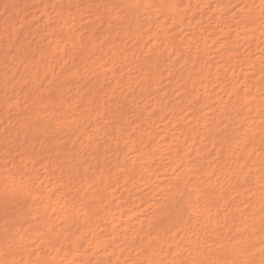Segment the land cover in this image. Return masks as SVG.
<instances>
[{
  "label": "bare ground",
  "instance_id": "bare-ground-1",
  "mask_svg": "<svg viewBox=\"0 0 264 264\" xmlns=\"http://www.w3.org/2000/svg\"><path fill=\"white\" fill-rule=\"evenodd\" d=\"M43 1L40 11L46 18L39 23V27L42 28V36H46L40 39L41 43L40 40L35 43V25L25 27L27 20L31 21L30 14L33 13L27 15V20L19 23L20 26L14 21V15L19 11L17 8L18 11L12 10L11 22L0 16V35L7 37L1 40L0 50L7 47L6 49L18 51L11 56L3 54L0 60L1 67L4 65V71L6 70L4 74L0 73V89L5 90V93L0 91V131L3 132L0 137V198L9 197L12 201L6 205L0 204V211L3 210L0 213V264L30 262V249L25 247V243L35 238V228L40 230L46 244L57 245L56 250L41 257L40 264H60L65 256H68L66 260L74 263L73 256L76 254L72 255V252L78 250L81 236L85 232L92 235L87 242L88 246L104 248V251L110 252L108 257L120 252L116 259L120 258L122 249H118L115 243L107 242L103 236L90 233L89 223L105 218L113 208L112 199L110 197L108 200L109 196L103 186L118 184L119 174L125 176L126 183L130 182L141 174V166L148 164L158 153L170 154L169 159L175 162L172 165L175 166L173 173L180 166L182 169L164 181L165 186L157 193H162L161 196L152 203L155 207L153 215L142 221H146V226L141 234H129L128 227L118 223L127 215L126 208L119 201L122 207L117 212L118 221L114 219L112 223H107V227H111L112 232L117 226H123V241H129L130 247L136 245L138 255L135 262L128 263L135 251L129 250L119 264H264V189L258 192L252 186L253 183L264 184V97L259 99L257 94L248 95L254 92L255 82L259 80H248L250 73L242 68V61L249 58L250 62L247 64L252 65L257 76L261 75L258 79L264 76L262 65L256 68L257 60L264 58V0H242L246 11L241 9L244 12L240 16L232 12L234 8L240 9L238 0H219V3L214 4L210 13L217 14L218 19L223 20L228 16L235 18L238 28L234 36L244 56L236 53V47L226 50L227 59H224L226 51L221 52L220 56L223 58L220 59H224L221 60L223 63L219 61L217 66L211 65V69L216 68L210 73V76L213 75L211 78L207 74L211 70L207 71L211 53L208 56L207 50L210 42L213 46L220 38L216 37V32H207L200 27L205 22L209 23L210 16L205 19L200 16L202 19H199L196 15L198 11L203 12V15L207 14L203 10L211 3L210 0H113L112 7L106 10L105 5H102L104 3L95 2L101 8L100 16L107 18L110 24L108 27L114 29L115 36L120 40L117 45L98 44L100 40L96 42V38L85 39L73 26L75 21L72 17L77 15L76 11L62 2L57 6L51 0ZM5 2L4 5L0 3V9L8 10V0ZM68 2L66 3L69 4ZM232 2H236L233 7ZM255 4L257 5L254 6ZM52 13L55 16L54 24L50 21ZM22 29H25L24 34ZM188 29L200 31L199 35H203L204 41L201 38L197 41L191 36L187 37L184 30ZM114 33L111 31L112 35ZM232 36L230 32V37ZM130 41L133 42L134 49L127 46ZM225 44L223 41L219 45L224 47ZM184 45L195 48V54H185ZM81 52L84 56L83 60L79 57L82 63L76 65ZM160 58L163 63L158 62ZM230 62L233 64L228 67ZM129 63L137 67L135 70L139 74L132 69L134 73L130 72L129 67L126 69L125 66ZM122 66L127 72L121 71L120 74L117 68L122 69ZM183 67L188 71H183ZM225 67H228L230 77L239 76L246 82V85L239 84V80L228 83L229 92L235 95L239 91L240 97L235 100L238 99L243 110L248 104L257 108L255 121L245 122L254 111L251 107L250 110H242L240 118H236L238 114L234 116L233 113H225L228 123L223 126L215 117L212 123L201 114V110L212 103L210 99L216 98L212 79L226 78L227 74L223 73ZM93 68L98 69L96 74H93ZM174 78L176 80L170 83ZM198 79L200 85L194 90ZM243 85L245 88L240 92ZM74 86L77 92L70 94L69 91ZM173 87H177L174 90L178 92V96L185 95L188 100L191 99L188 107L191 109L187 115L191 117L193 124L190 127L185 128L179 124L181 118H186L185 115L181 116L184 110L169 104L175 93ZM14 88H18V91L15 92ZM149 89H155L159 96H155L153 100L147 99L150 97ZM7 91H11V95ZM142 92L148 93L144 99H140L144 95ZM255 92L257 93L256 90ZM22 98L28 99V104L32 105L26 106V103V107L23 104L22 107ZM117 99H123L124 105H130L128 108L142 116L140 121L143 123L145 120L143 124H147L146 127L135 121H126L128 125L124 130L121 128L125 125L120 122L121 128L119 125L116 127L117 121L122 119L119 120L115 115L118 120L112 117V121L110 114L113 106L118 104ZM35 100L38 102L36 109ZM144 104L151 109L146 111ZM157 108L158 111H155ZM12 110L18 114L13 130L10 124L14 121L10 120L12 117L9 115ZM35 117H41L38 124ZM151 118H155L154 122L149 123ZM137 120L139 121V116ZM204 121L208 137H202L201 143L206 147L212 146L214 155L212 151L203 152L197 146L200 138L196 127L200 128V122ZM157 122H162L161 131H156L155 125H151ZM101 125L105 128H101ZM176 129H182L177 132L178 135L174 132ZM161 133L164 135L160 136ZM38 134L52 138L49 142L55 145L54 149L49 144L51 153L46 158L52 157V150H56L55 156H68L71 163L78 165L76 177L71 166L74 174H70L67 169L66 181L59 187H56L59 184L51 187L50 183L39 181V188L35 190L28 175L35 166V156L31 157L30 153L35 151L31 150L35 147V136ZM108 134L114 135H110L111 141ZM210 134L212 138L209 137ZM55 136L60 138L56 141ZM231 138L235 139L237 146H241L239 152L231 148ZM163 139H169V142L163 144L166 152L161 146ZM17 146L22 150V153H18L19 159L12 153V148ZM173 147L177 149L170 150ZM111 150L114 152L110 153L108 161L105 155ZM2 154L4 157H1ZM241 154H244L243 158L240 157ZM208 157L207 167L199 166ZM233 158L235 160L228 161ZM219 161L221 166L215 164ZM55 163L53 158L47 160L44 173L51 174V171H55L58 168ZM252 170L254 174L251 179L254 182L247 179ZM204 174L210 175L212 180L208 186L200 188ZM174 178L180 179L177 185L173 183ZM218 179L223 185L211 188V185H217ZM77 180L76 185L80 189L73 192L72 186ZM225 186L227 187L224 188ZM245 187L247 188L244 189ZM250 189L255 191L256 197L251 195L250 198H253L260 211L248 213V207L244 210L243 217L239 213L243 209L239 207L247 204L246 193ZM235 196L239 197L238 202L232 203L231 199ZM91 200L93 201L90 202ZM83 206H87V209L83 210ZM219 207L225 213L223 216L218 214L221 210ZM235 208L238 209L234 211ZM4 211L7 213L4 214ZM217 228L224 229L226 233L242 230L247 234H239L233 238L236 241L231 243V239H227L223 232H215ZM28 230L29 234L26 233ZM208 236L214 237L211 239L215 240L212 242L214 250L206 249L205 241ZM138 239L142 243L140 246L136 243ZM111 245L113 248H110ZM70 248L74 250L69 251ZM208 255L212 256L211 263L205 262ZM116 259L107 260V264H117Z\"/></svg>",
  "mask_w": 264,
  "mask_h": 264
},
{
  "label": "rangeland",
  "instance_id": "rangeland-1",
  "mask_svg": "<svg viewBox=\"0 0 264 264\" xmlns=\"http://www.w3.org/2000/svg\"><path fill=\"white\" fill-rule=\"evenodd\" d=\"M0 1H2V2H0L2 5H4L6 3L5 2L6 0H0ZM51 1L54 4H56L57 6L60 5V3L62 2V4H64L66 7L68 6V8L70 7L73 11H76L77 12V15L75 17H72V20H74L75 23H73L74 21H72V23H73V26L75 27L74 29H76L77 32L82 33L81 35L83 37L85 36L84 37L85 39H91V40L94 39L95 40V38H96L97 39L96 42H98L100 40V42H98V44H101L102 43L103 45H109V44H113V45L116 44L117 45L119 43L120 40L118 39V37L115 36L116 33H114V29H112L111 27H108V26H110V24H109V21L107 20V18L102 17V15L100 16L101 8H98L95 5V2H97V3H104L102 5H105V8L104 7L103 8H104V10H106L107 8L109 9V7L110 8L112 7V4H113L112 1L113 0H111V1L110 0H102V1L101 0H67V1H69L68 3L70 4V6H69V4L66 3L67 2L66 0H59V1L58 0H51ZM218 1L219 0H210L211 3L208 6H206L205 10H203V11H205L204 13H207V14H204L203 15V12H200V11H198L196 13V15H198L197 18H199V19H202V18H200V16H203L204 19L210 16L209 19H211V20L208 19L209 20V23L208 22H205L200 27H201V29H204L207 32L208 31H212L213 33L216 32V37L217 38H220V41L217 42L213 46H212L211 42L209 43V46H208L209 48L207 50L208 51V56H209V53H211V54L209 56L210 57V61L207 62V67H208L207 68V71L209 69H211L210 68L211 65L217 66L219 64L218 63L219 61L224 60V59H227V57H228V51H226V50H228L230 48L236 47L237 51L239 52V53L238 52H236V53L238 55L244 56L242 50L238 48L239 44L237 43L236 38L234 36L235 33H236V29L238 28V25L234 21L235 18L232 19L230 16H228L225 19L220 20V19L217 18L218 17L217 14H213L212 13L213 14L212 15L210 13L212 11L211 9H213L214 4H216V2H218ZM241 1L242 0H238V4H240L239 5L240 9L239 8H234L235 10L232 11L233 13L236 12L237 13V16H240V15L243 14L244 11H242L241 9H243V10L246 9L245 7H243V5H245V2L242 3ZM7 3H8V10L10 11V13H9L8 10H4L2 8L0 9V12H1L0 13V16L3 17V19L6 18L7 22H9V21L11 22V19H12L11 13L13 11H18V10L20 11L21 10L20 12L18 11V14H15L14 15V21L18 23V26H20V24H22V21H24V19H26L27 15H29L30 13H33V14H30V15H32L31 21H28L26 19L28 23L26 24L25 27L28 28L29 25H32V27L35 25L34 26L35 27V30H37V32H35V43H39V40L41 38L43 39V37L46 36V34H45V36H42V34H41L42 33V28L39 27V25H40L39 23L43 22L44 19L46 18V16L42 14L43 12L40 11L42 9V6H43L44 1L43 0H8ZM192 3L194 4L193 1H192ZM235 4H236V2H234V3L232 2L231 7H233ZM256 5L257 4H255L254 6H256ZM90 6H92V7L90 8ZM5 11H8V12H5ZM88 11H90V12H88ZM21 13L24 14V18H23V15H21ZM98 13H99V15H98ZM200 14H202V15H200ZM51 16H52V19L50 20L51 21V24H54V22H53V19H55L54 13H52ZM98 16H99V18L97 19ZM80 17H81L82 20L80 19ZM84 17H85L86 20L84 19ZM26 20H25V22H26ZM236 20H238V17H236ZM80 21H82V22H80ZM86 21H88V23H90L91 21L92 22H91V24H88ZM99 21H101L100 23H102V25L99 24ZM107 22H108L109 25L106 24ZM86 23H87V25H86ZM80 25H82V26L80 27ZM90 25H92V26H90ZM98 25H100V26H98ZM93 26H94V28H93ZM116 27L120 28L119 25H117ZM21 31H23L22 33L24 34L25 29H22ZM111 31H112V34L114 33V35L111 34ZM184 31L187 33V37H190L191 36L193 39L195 38L197 41L199 40V38H201L202 39L201 41L202 42L204 41L203 35H199L200 31H193V30H189V29L188 30H184ZM104 32H105V34H104ZM230 32L233 34L232 37H230ZM107 33H108L109 37H108ZM39 34L42 37H40ZM102 34L105 35V36H102ZM5 35H7V33ZM4 37L7 38L4 35L3 36L0 35V42H1V40H5ZM87 37H90V38H87ZM112 38H115V39H112ZM41 40H40V43H41ZM101 40H102V42H101ZM223 41L226 43L224 45V47H222V46L219 45ZM103 42H105V43H103ZM130 43H131V46H129ZM127 46L129 48L130 47L133 48V42L130 41L127 44ZM185 47H186L185 54H188V55L195 54V48H193V47H187V46H185ZM6 48L7 47H5L4 49L0 50V60H1L3 54H5V55L7 54V55L11 56V54L12 55H13V53L14 54H17V52H18L16 49H11L10 50V49H6ZM3 51L6 52V53H4ZM225 51H226V53L224 54V59H220V58H223V56H220L221 55V52L224 53ZM102 55H105V53H102ZM80 56L82 58L81 60H83V57L84 56H83V53L82 52L77 57V61L75 63L76 65H81V63H82L81 60H80V58H79ZM217 56H218V58H217ZM104 60H106V58ZM159 60L160 61H158V62L163 63V61H162L161 58ZM102 62H103V64H105L104 61H102ZM167 62L168 61L166 60V63ZM249 62H250L249 58L248 59L246 58V60H243L242 61V63H244L243 66H242V68L245 70V72L250 73L249 76H248V80H255V81L256 80L257 81L259 80V81L258 82H255L256 87L252 90L254 92L256 90L257 93L256 92L255 93L254 92L253 93L250 92V93H248V95L257 94L259 96V99H261V98L264 97V76L262 77V79H260V78L258 79V77H261V75L260 76L259 75L258 76L256 75V71H254V69L252 68V65L247 64ZM257 62H258V64L256 65L257 66L256 68H259L260 67V64H261L262 65L261 68H262V70L264 72V58L260 59L259 61L257 60ZM232 64L233 63L230 62L227 66L230 67ZM221 65H223V64H221ZM3 67L5 68L4 65H3ZM3 67H1V65H0V73H2V74H4L5 71H6V70L4 71V68ZM96 67H98V66H96ZM125 67H127L126 69H128V67H129L130 69H128V70L130 72H132V73H134V71H132V70H135V68H137L133 64L131 66V63H129ZM228 67L223 68V69H225L223 71V73L224 74H227L226 78H228V79H226L225 77H222L219 80H217V77H215V78L212 79L214 81L213 85L215 86L214 93L216 95V98H213L212 97L210 99V101L212 103H210L206 108H204V109L201 110V114L202 115H205V117H206L205 119L207 121H209V122L212 121V123H214L213 122V119H214L213 117H215L218 122H221L222 123L221 124L222 126L223 125H226L228 123L227 122V117L228 116L225 113H228V114H230V113L232 114L233 113L234 116L238 114V116H236V118H240V117H242V113L241 112L243 110L241 108V104H238V102H237L238 99L235 100V98L240 97L239 96V93H238L239 91L235 95H233L234 93H230L229 92L230 85H228V83L231 84L234 81L239 80L240 81L239 84L246 85V82H244V79H240L239 76L230 77L229 72L227 70ZM118 68H117V71L119 70V73L120 74H122V72L123 73L124 72L125 73L127 72V71H124V69H123L124 66H122V69H121V67H120V69H118ZM6 69H8V67ZM189 69H191V68H189ZM182 70L183 71H188L186 67H183ZM215 70H216V68L215 69H211V70H209L207 72L208 78H211L213 76V75L210 76V73L211 72H214ZM93 71H94L93 74H96V72L98 71V69L95 70L93 68ZM135 71L137 72L138 70H135ZM136 74H139V73L137 72ZM201 77L199 78L200 80L202 79ZM199 79H198V81H195V88H194V90H196L197 87H198V85H200L199 84ZM175 80H176V78H174L172 81H170V83H173ZM239 84H237V85H239ZM244 85L242 86L240 92L245 88ZM153 87H155V85H153ZM176 88L177 87H173V90L174 89L176 90ZM14 89H15V92H16V90L18 91V88H14ZM2 90H3V93H5V90L3 88L0 89L1 92H2ZM175 90L173 92H175ZM10 92L8 93V91H7L6 93H8V94L11 95L12 92L11 93ZM75 92H77V88H75V86H74L73 89L71 91H69V93L70 94H72V93L74 94ZM200 92H201V90H200ZM142 93L144 94V92H142ZM148 93L150 94V97L147 98V99H151V100H153L154 97L158 95V93L155 91V89H153V90L152 89H149V92ZM148 93L147 94H144L140 99H144L145 96L148 95ZM177 93L178 92L176 91L173 94V96L170 98L169 104H171V105L174 104L178 108H182V111L184 110L181 116L185 115L186 118H181L180 121H179V124H182V126L185 127V128L186 127H190L193 124L191 122V117L190 116H187V115H188L189 110L191 109V108H188L190 106V104H191V99L188 100V97H186L185 95L178 96ZM35 94L37 95V91H35ZM171 94H172V91H171L170 95ZM10 95H8V96H10ZM25 100H26L25 98H22L20 104L21 105L23 104L24 106H25L26 103H27L26 106L32 105L31 103L28 104V102H27L28 99L26 101ZM118 100L119 99L116 100L118 102V104L115 105V106H113V112H112V114H110V116L112 115L111 118L112 117H115L116 118V121L118 119L119 120L122 119V121H117L118 124L116 125V127L119 125V128H121V125L120 124H123V126L124 125L125 126H124V128H121V130H124L125 127L127 128V125H128V124H126L127 122L130 123V121L131 122H134L135 121V123H138V122L139 123H142L140 121L141 118H142V116L138 115L134 111V109H132L130 107H129L130 108L129 109L128 106H130V105H127V106L124 105V102H122V101H124L123 99H122V101H118ZM36 103H38V102L35 100V109L37 108L36 105H38ZM110 103H112V101ZM23 105H22V107H24ZM118 106H120V107H118ZM125 106L127 108H125ZM115 107H117L118 109H115ZM145 107H147V105H145ZM250 107H251V109H254V111L251 112L248 115V116H251V117H249V119H247L245 122H248L249 120L255 121L257 119V117H256V114H257L256 113V109L257 108H255V106L253 107L250 104H248L247 106H245V109L244 110H250ZM150 109L151 108L148 106L146 108V111L147 110H150ZM155 111H158V108L155 109ZM120 113H121V115H120ZM117 114H119V115H117ZM9 115L12 117V118H10V120L11 121H14V122H12L10 124V127L13 130V128L15 127L16 120L18 119V117H17L18 114H17V112L15 110H12V111L9 112ZM115 115L118 117V119H117V117ZM110 116H109V118H110ZM138 116H139V121L137 120L138 119ZM111 118H110V120H111ZM154 119L155 118H151L150 119V122L149 121H147V122H149V123L154 122L153 121ZM40 120H41V117H39V118H36L35 117V122L37 124H38V122H40ZM123 120H124V122H123ZM112 121H113V118H112ZM119 122H120V124H119ZM144 122H146V121L144 120L143 123ZM143 123H142V126L143 127H146L147 124L144 126ZM12 124H14V125L11 126ZM161 124H162V122H157V123L151 124V125H155L154 127H155L156 131H159V130L161 131V129L163 127ZM199 127L200 128L196 127L197 128L198 137L200 138L197 141V143H198L197 146H199L203 152H208L209 150L212 151L213 152V155H214L215 154V151L213 150L212 146L208 145L206 147V146H204L201 143V138L202 137L203 138L208 137V135L205 134V130H206L205 121L204 122H200ZM101 128H105V127H103L101 125ZM115 129L113 128L114 131H116ZM139 130H140V128L138 129V131ZM180 130H182V129H180ZM180 130L179 129H176V130H174V132L177 134V132L180 131ZM108 132H109V130H108ZM110 135H109V138H110V141H111V139H112L111 136H114V135H111V136ZM162 135H164V133H161L160 134V136H162ZM2 136H3V132L0 131V137H2ZM55 137H56V141H57V138L59 136L58 137L55 136ZM55 137H53V139H55ZM209 137L212 138L211 134L209 135ZM46 140H48V141H46ZM51 140H52V138H45L42 134H38V136H35V147L32 148L33 150H31V151H34V150L35 151L33 153L32 152L30 153V156L31 157H34L35 156L34 157L35 158V166H34V169H32V172L28 175L29 178H30V180H31V183L35 187V190L39 188V183H38L39 181H43L44 184L50 183L51 184V187H53L55 184H59V185L56 186V187H59L60 184L63 183V181L64 182L66 181L65 171L67 169H69L67 171L71 172L70 174H72L78 168V165L73 164V162L72 163L70 162V159H69L68 156L67 157H64V158L59 157V156H55L54 154H55L56 150H52L53 151L52 152V157H50V158H53L56 161L57 164L56 163L55 164H56V166L58 168L55 171H51V174H45L44 173V170H45V167L44 166H45L47 160L50 159V158H46V156H48L51 153V151L49 150V144H50V146L52 145L51 142H49ZM105 140L107 141V144H109L108 139L106 138ZM234 140H235L234 138H231L230 141H231L232 144L230 146H232L231 147L232 149H235V150H237V152H239L241 146H237L236 145V142H234ZM167 142H169V139H163L162 140V144H161V146L165 149V152H166V147L163 144L164 143L166 144ZM53 145H52V147H54V149H55V145L54 146ZM233 146H235V148H233ZM15 148L14 147L12 148V153H13V155H17V158L19 159V154L18 153H22V150L20 149L21 147L20 146H17ZM18 149H20V150H18ZM176 149H177V147H173L170 150H176ZM113 152L111 150V152L108 151L106 153L105 156L107 157V160L108 161H109L108 156L111 155L110 153H113ZM169 156H170V154H163V155H161L160 153H158L148 164L146 163V165L141 166V169H140V173L141 174L140 175H136L134 178H132V180L130 182H127L126 183L124 181V177L125 176H123L122 174H119V175H117L119 177L118 184L114 183V184L104 185L103 186V189L106 191V193L109 196L108 200H110V197L112 199L113 208L111 209V211H109L107 213V216H105V218L103 217L100 220H95L94 219V218H96V216H95L93 218V220H95V221H92L90 223L88 221L87 223L90 224V227L88 229H89L90 233L99 234V235L103 236V238L106 239L107 242H109V243H115L118 246V249H122L120 258L116 259L118 257V255H119L120 252L119 253L117 252L118 255H115V256L111 255V256L108 257L107 254L110 253V252L109 251H104L103 250L104 248H97V247L96 248H93L92 245H89L88 246L87 245V242H89V240H90L89 238H91L92 235H88V232H85L81 236V240L79 242V248H78V250L72 252V255L73 254H76V255L73 256V258L75 259V262L74 263L69 262L68 260H66V258L68 256H65V257H63V260L60 262V264H75V263H80V264H88V263H90V264H107V260H113V259H116L117 264H119L121 262L120 260H122L123 258H125V254L129 250H135V251L131 254L132 259L129 260L128 263L135 262L137 260V258H138L137 251L135 249L136 248V245H134L133 247H130V246H128L129 243H130L129 241H128V243H125L123 241L122 238H123V235L125 234V231L122 228H123V226H127L128 227L129 234H133L134 233L136 235H139L138 233L141 234L142 231L144 230V228L146 226V221L145 222H142V221L153 215L154 208L155 207L152 206V203L155 202V198L161 196L162 193L161 194H157V193L162 189L163 186H165L164 181L166 182L167 179H169L175 173H179L181 171V169H182V166H180V168L175 173H173V168L175 166H172V165H175V162H172L169 159ZM1 157H4L3 154H2ZM240 157L243 158L244 157V154H241ZM142 160H144V159H142ZM232 160H235V158L229 159L228 161H232ZM144 162H145V160H144ZM208 162H209V157L207 159H203V162L200 163L199 166L207 167ZM219 163H220V161L218 163H215V164H218V165L221 166L222 163H220V164ZM71 166L74 169V171L71 170L72 169ZM111 167H113V166H111ZM74 173H75V177H76L77 171H75ZM216 173H218L217 170H216ZM228 174H234V173H228ZM253 174H254V171L252 170L251 175H249V177L247 178V179H249L250 182H254V179L253 178L251 179V177H252ZM150 178L152 180H149ZM59 179H60V182H59ZM227 179H229V178H227ZM175 180L176 179L174 178L173 179V183L175 185H177L178 182L180 181V179H177L176 181ZM211 180H212V178H211L210 175L204 174L203 177H202V179H201V186H200V188H203L205 186H208V184L210 183ZM77 183H78V180L76 181L75 185L72 186L73 192H75V190L79 191V189H80V186L78 187L76 185ZM222 185L223 184L220 183V180L218 179L217 185L216 186L211 185L210 187L211 188H217V186H222ZM263 185L264 184L261 182L259 184H254L253 183L252 186H255L258 189V192H261L264 189L263 188ZM226 187L227 186H225L224 188H226ZM246 188L247 187H245L244 189H246ZM112 193H114V194L112 195ZM246 194H247V198H246L247 204L246 205L243 204V205H241V207H239V208L243 209L242 212H239L241 215H243V217H245L244 210L246 208H248V207H249V209L247 210L248 213L251 212L253 214V213H256L257 211H260L259 207H256V205H255V203L253 201V198H250L252 196L256 197L255 191L250 189V191L247 192ZM103 198H105V197H103ZM248 198H249V201H248ZM238 199H239V197L235 196L234 199H231V202L233 201L232 203H236V202H238L237 201ZM92 201L93 200H91L90 202H92ZM96 201H98V200H96ZM119 201L122 203V205L124 206V208H126L127 215L128 214L129 215L128 216L127 215L124 216V219L122 221L123 223L122 222H118L121 225H123L122 227L117 226V229L115 231L110 232L111 227L110 228L107 227L108 226L107 223H112L114 219H116V221H118L117 218H118L119 214H117V212L122 207V206H120ZM10 202L12 203V201H10V198L9 197L0 198V204L1 205L2 204L6 205L7 203H10ZM104 202L107 203L106 200ZM219 208H221V207H219ZM0 209H2V208L0 207ZM86 209H87V206H85V207L83 206V210H86ZM237 209L238 208H235L234 211H236ZM2 211H0V213ZM6 213L7 212L4 211V214H6ZM218 214L220 216H223L222 214H225L224 211L222 210V208L218 212ZM199 223H200V225L202 224L201 222H199ZM36 227H39V226H36ZM215 232L216 233L223 232V235L225 237H227V239H231V243H234L236 241L233 238L237 237L239 234H242V235H246L247 234V232L242 231V230H239V231L233 230L231 232L226 233L224 231V229L219 230L218 228L215 230ZM26 233L29 234L30 233V230H28ZM211 239H214V237L211 238V236H210L208 239H206L207 241H205V246L207 247L206 249H208V250H214V247L212 246V242L215 241V240H211ZM136 243H137V245L142 244L140 239H138ZM25 247L30 249V251L28 253L30 262L28 264H40L41 257L43 255H45L47 253H50L53 250H56L57 249V245L52 244V243L46 244L44 242V240L42 238V235L40 233V230L38 231V228H35V238L33 240H28L25 243ZM110 248H113L112 245L110 246ZM73 250H74L73 248H70L69 249V251H73ZM207 261H209V263L212 262V256L211 255H208V257L205 260V262H207Z\"/></svg>",
  "mask_w": 264,
  "mask_h": 264
}]
</instances>
